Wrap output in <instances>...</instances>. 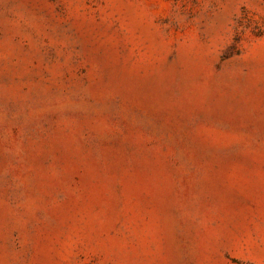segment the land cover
<instances>
[{
    "label": "rangeland",
    "instance_id": "1",
    "mask_svg": "<svg viewBox=\"0 0 264 264\" xmlns=\"http://www.w3.org/2000/svg\"><path fill=\"white\" fill-rule=\"evenodd\" d=\"M0 264H264V0H0Z\"/></svg>",
    "mask_w": 264,
    "mask_h": 264
}]
</instances>
